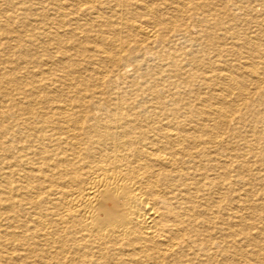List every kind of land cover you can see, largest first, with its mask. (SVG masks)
Listing matches in <instances>:
<instances>
[{
  "label": "bare ground",
  "instance_id": "obj_1",
  "mask_svg": "<svg viewBox=\"0 0 264 264\" xmlns=\"http://www.w3.org/2000/svg\"><path fill=\"white\" fill-rule=\"evenodd\" d=\"M191 1H6L23 15L0 11L2 34L14 36L20 52L13 67L0 62V264H241L239 240L258 247L254 259L263 263L264 243L222 191L239 156L224 159L220 128L236 119L229 110L235 91L246 93L247 75H212L200 58L210 46L218 56L243 54L225 48L214 30L227 29L226 18L217 11L179 43L195 51L165 54L172 63L176 52L187 60L168 69L176 81L155 83L143 68L150 44H177L195 26L163 9H216L212 0ZM252 45L264 58V44ZM25 64L24 74L12 72ZM258 157L233 167H261L264 151Z\"/></svg>",
  "mask_w": 264,
  "mask_h": 264
},
{
  "label": "rangeland",
  "instance_id": "obj_2",
  "mask_svg": "<svg viewBox=\"0 0 264 264\" xmlns=\"http://www.w3.org/2000/svg\"><path fill=\"white\" fill-rule=\"evenodd\" d=\"M6 1L7 0H0V11H1L2 18H5V16H3V15H5L6 11H8V10L9 11H15V13L19 12V15H21V16L23 15V14H20V13H23V10H20L18 8H15V9L13 8L12 10L9 9V7L6 5L7 4ZM14 1H17V0H14ZM20 1H22V0H20ZM200 1L205 2V0H192L191 2L192 3H194V2L198 3ZM207 1H209V0H207ZM232 1L233 2L236 1L237 5L232 6V3H233ZM249 1L252 3L251 5L253 6V8H255L254 10H252L253 8L251 7ZM211 2L216 5L215 6L216 9H214V7L212 5H211V7H206V8L204 7V8H200L197 10L193 9L190 6L189 8H187V11L184 12L183 14H180L178 12L176 13V12L169 10V9H163V11L167 12V14H165L166 16L172 15L175 17L178 14L179 20H180L179 23H183L186 26H187V24H195V26H190L191 27L190 33L185 34L186 37L181 41L178 40L177 44H173V45H169V46L168 45L161 46L159 44H154V45L150 44V46H149L150 48H148L147 51L144 52L143 57H142L143 68L144 69H146V68L150 69V72H151L150 74L152 77L151 79L155 83L169 85L173 81H176L177 80L176 77H173L171 74L172 73L171 70L168 71V69L172 68L175 63L181 64V63H185V61H187V60H185L184 57L181 56V53L176 52V57H175L176 62L172 63L170 59L165 58L167 53H169L170 51L175 52L174 50H178V49L181 51L184 49L186 51L187 50L195 51L196 49H198V45L191 44L190 42H188L187 44L181 45V46L179 43H182V41L185 42V40H189L190 37H192V36H197L199 29H202V27H206V25L212 21V20H209V17L210 16L213 17L212 15L216 14L217 11L221 12V15L224 16L227 20L225 22H228L227 24H225L226 26H228V28L227 29L226 28H224V29L219 28V29H214V30L216 32L218 31L217 32V33H219L218 35L223 38V41L221 39V42L223 43L225 48L228 47L229 49H233V50L239 49V51L242 52L243 54H241V55H230V54L227 55L226 54L224 56H218L217 55L218 51L217 50L215 51L216 47L210 46L205 51H203L204 55H202V57H200V58L204 59L205 64L208 67L215 69L214 72H211L212 75L217 74L216 72L220 73L219 71L222 70L223 71V72L221 71L222 73L232 72L234 75H239L240 73L245 72V74L248 76V77L245 76L244 81H241V83H243V85L247 89L246 93L240 96L236 90L235 91V98H236L237 107L233 106L232 110H229L230 115H234L236 119H234L233 123H232V118H229L230 120H228V122L231 121V122H229L230 124L225 123V125H223V127L220 128L222 136H223V137L222 136L221 137L224 139L226 149H227V151H223V153H224L223 157H225L224 159L227 160L230 157L231 153L235 154L236 156L238 155L239 158L233 157V159H232V161H234L233 166H235V165H237L236 163H238V161L243 160V158L245 160H248L251 158L250 159L251 162H253L256 159H259L258 154L262 153L264 151V123H263L264 118H263V120H259V117L260 118L264 117V102H263L264 101V80H263L264 79V58H260L257 56L254 57L252 54V52L255 51L252 49L253 48L252 44L254 42L255 43L260 42V43L264 44V26H263L264 25V0H228V1L227 0H222V1L221 0H212ZM216 2H218V4H216ZM223 3H225V4H223ZM27 4L31 5L30 2H27ZM222 4H223V6H222ZM202 9L205 10V15L207 14L206 17H208V20H209L208 22H206V21L203 22V20H201L203 18V15H204V12ZM192 10H194V11H192ZM25 14H24V16H25ZM26 15H29V14H26ZM32 15H33V17H32ZM30 16L29 17L25 16L26 17L25 19L37 17L36 14L35 15L31 14ZM243 18H244V20H242ZM3 22L4 21H2L1 23H3ZM3 24H1V25H3ZM1 25H0V27H1ZM12 25H17V24L13 23ZM262 26H263V28H262ZM24 27H25L24 28V30H25L24 43L28 44L29 37L27 35L28 34L27 32H28L29 28L27 25H25ZM230 27H231V29H230ZM3 32L4 31L2 30V28H0V51H1L0 52V62H2V65H7V66L13 67L14 61H17V57L20 55L19 54L20 52H18L17 51L18 49L16 47H14L15 46L14 44L16 42L14 40L15 37L11 36V35L9 37H7V35L5 33H4L5 35L2 34ZM225 32H227V33H225ZM230 32L233 34H231ZM240 33H241V35H239ZM25 35H26V38H25ZM233 35L236 36L237 38L234 39ZM230 36L233 39L230 40ZM260 36H261V38H260ZM244 39H246V40H244ZM232 41H233V43H232ZM243 41H247L248 44L246 46H244L243 44H242L243 46L239 45L240 44L239 42H243ZM230 44H231V47H230ZM157 45L159 48L156 47ZM6 47H8V48H6ZM164 47H165V49H164ZM171 47L173 49H171ZM263 47H264V45H263ZM254 48L256 49V47H254ZM209 52L211 54H209ZM7 53L9 56H6ZM154 53H156L157 56ZM137 54H139V53H137ZM200 56H201V54H200ZM234 56H236V57H234ZM227 57H230V58H227ZM6 58L9 59V61ZM27 58H30V57L27 56L26 60H28ZM3 62H6V63H3ZM10 62L11 63L13 62V64L11 65ZM249 62L250 63L253 62V64L252 63L250 64ZM241 65H245V66L241 67ZM249 65H251V66H249ZM255 65L258 67L257 68L258 73H256V74L251 72L252 68ZM27 66L28 65H26V64L23 67H21V65H20L19 66L20 69L19 68L15 69L12 72H14L15 75H20L21 73L24 74V72H23L24 70L26 71L27 69H30V67H27ZM225 67L227 68V70ZM230 68H231V70H228ZM225 70H226V72H224ZM255 75L258 77L259 80L257 79V77ZM132 79H133V77H131V76L128 77L126 79L125 84H124V87L126 88V86H127L126 89H128V90H131L133 88V87H131ZM128 85H129V87H128ZM248 87H249V89H248ZM214 88H216V87H214ZM255 99L258 101L255 102V105H252L251 101L255 100ZM247 102H249L250 104L246 105L248 110H245L247 108H245L246 106H244V103H247ZM249 105H251V106H249ZM250 112H251V114H250ZM238 118H245V120L244 119L242 120L243 121L242 125H241V123H238V121H239ZM181 119L184 120L183 117ZM212 123L214 124L213 121H210V124H212ZM228 126H230V127H228ZM256 128L259 130H262V131L256 132ZM257 137H260L259 142L255 141V139ZM244 138L248 139L247 142L245 141ZM243 147H244V149H243ZM230 149H231V151H230ZM252 155H255V156L251 157ZM262 162H263V165L261 167H260V165L259 166H253V169H248L246 171L244 169H241L238 167H233L231 165L232 168L227 172L223 186H222L223 193L224 194L226 193L225 194L226 204L229 203L230 205L228 204V206L233 207V208H236L237 205H240V209L238 208L236 210H239L241 214L244 213V215L247 216V225L249 226V230L251 231L250 233L252 235L256 236V239L259 240L260 243L261 242L264 243V219H261V218L259 219V217L256 214H258V213L264 214V212H263L264 211V200H263L264 199L263 198V196H264L263 195L264 194V160ZM209 172L212 173L211 171H209ZM253 181H255V182H253ZM232 187H233V189H232ZM244 188L247 189L246 192H245ZM248 188H249V190H248ZM232 195H234L233 199H236V200H233L231 198ZM243 198H245L247 200L246 204L243 202ZM251 202L253 205H256L255 210H252L249 207H247L248 204ZM252 211L255 213L253 214ZM228 212L230 214L233 213V212H230V210H228ZM259 220L263 224L261 222H259ZM257 221L259 223H261L262 225L257 223ZM255 224H257V225H255ZM260 232H261V234H260ZM242 246H243V248H242ZM236 247L239 248V251L236 255V258L238 260H243L241 264H260L259 262H257L254 259V255H255L254 252L257 251L258 247H254L253 245H246V243L242 242V240H239ZM242 249H244V250L242 251ZM262 264H264V261Z\"/></svg>",
  "mask_w": 264,
  "mask_h": 264
}]
</instances>
